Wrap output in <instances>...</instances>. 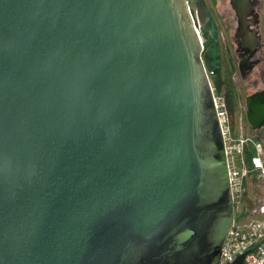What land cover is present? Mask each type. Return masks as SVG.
<instances>
[{"label": "water", "instance_id": "1", "mask_svg": "<svg viewBox=\"0 0 264 264\" xmlns=\"http://www.w3.org/2000/svg\"><path fill=\"white\" fill-rule=\"evenodd\" d=\"M208 20L203 0H0V264H219ZM245 104L260 130L264 90Z\"/></svg>", "mask_w": 264, "mask_h": 264}, {"label": "rangeland", "instance_id": "2", "mask_svg": "<svg viewBox=\"0 0 264 264\" xmlns=\"http://www.w3.org/2000/svg\"><path fill=\"white\" fill-rule=\"evenodd\" d=\"M204 1L208 4L205 3L209 13L215 18V21L210 22L216 49L215 67L213 68L209 63L214 51V43L212 41L203 44L201 56L214 96L216 99H220L226 107L232 133L236 138L242 136L249 139L250 143L246 152H250L253 146L252 143L257 141L264 144V127L258 131L251 130L246 121L245 100L247 96L255 94V90L257 92L263 91L264 83H259L255 88V86H250L246 82V78L243 79L242 75H244V72L238 68L239 58L236 42L229 38L230 32L227 25L223 23L224 21L220 15L221 9L217 10L214 8V3L211 0ZM244 160L248 167L249 175L244 181V194L242 199H240L242 201H237L234 204V221L237 223L252 220L256 216V207L263 200L261 181L258 179L257 172L253 170L252 165L247 161L246 155Z\"/></svg>", "mask_w": 264, "mask_h": 264}, {"label": "built area", "instance_id": "3", "mask_svg": "<svg viewBox=\"0 0 264 264\" xmlns=\"http://www.w3.org/2000/svg\"><path fill=\"white\" fill-rule=\"evenodd\" d=\"M215 108L224 140L228 183L234 205L242 201L244 181L249 175L244 157L250 141L247 137L234 136L226 107L220 99L215 98ZM252 144L251 165L261 181L263 200L256 207V216L252 220L238 223L233 221L234 225L227 232L221 248L219 264H227L237 256L253 250L261 241L257 249L245 256L243 264H264V144L257 141Z\"/></svg>", "mask_w": 264, "mask_h": 264}, {"label": "flooded vegetation", "instance_id": "4", "mask_svg": "<svg viewBox=\"0 0 264 264\" xmlns=\"http://www.w3.org/2000/svg\"><path fill=\"white\" fill-rule=\"evenodd\" d=\"M204 1V0H203ZM214 8L221 9L220 15L223 23L227 25L230 32V40L236 42L238 58L248 57V64L240 65L244 72L243 79L250 86H258L264 83V67H262V59L264 58V1L262 0H211ZM206 2L204 1V4ZM207 4V3H206ZM209 20L206 24L215 21V18L209 13ZM210 27V26H209ZM259 38V39H258ZM257 48L251 43L254 41ZM259 41V42H258ZM249 44L247 52L241 50L243 43ZM263 44V48H262ZM263 49V50H262ZM240 62V59L238 60ZM264 62V60H263ZM247 65L250 68H247ZM239 66V65H238ZM239 68V67H238ZM239 72V70H238ZM248 78V79H247ZM261 90V89H260ZM255 93L257 90L254 91Z\"/></svg>", "mask_w": 264, "mask_h": 264}, {"label": "trees", "instance_id": "5", "mask_svg": "<svg viewBox=\"0 0 264 264\" xmlns=\"http://www.w3.org/2000/svg\"><path fill=\"white\" fill-rule=\"evenodd\" d=\"M251 157H252V152H246V159L247 161L251 164Z\"/></svg>", "mask_w": 264, "mask_h": 264}, {"label": "crops", "instance_id": "6", "mask_svg": "<svg viewBox=\"0 0 264 264\" xmlns=\"http://www.w3.org/2000/svg\"><path fill=\"white\" fill-rule=\"evenodd\" d=\"M261 64H262V67H264V62H261Z\"/></svg>", "mask_w": 264, "mask_h": 264}]
</instances>
